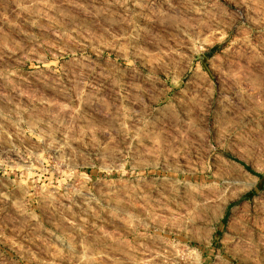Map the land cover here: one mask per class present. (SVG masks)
<instances>
[{"label": "rangeland", "instance_id": "rangeland-1", "mask_svg": "<svg viewBox=\"0 0 264 264\" xmlns=\"http://www.w3.org/2000/svg\"><path fill=\"white\" fill-rule=\"evenodd\" d=\"M0 264H264V0H0Z\"/></svg>", "mask_w": 264, "mask_h": 264}]
</instances>
